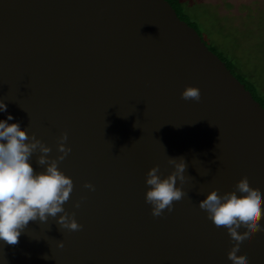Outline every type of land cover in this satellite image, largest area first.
<instances>
[{
    "label": "water",
    "instance_id": "95a60500",
    "mask_svg": "<svg viewBox=\"0 0 264 264\" xmlns=\"http://www.w3.org/2000/svg\"><path fill=\"white\" fill-rule=\"evenodd\" d=\"M187 85L200 101L182 99ZM0 99V120L51 157L68 133L64 207L83 225L30 221L17 245L0 241V264H231L227 230L198 204L243 176L264 193V108L166 0H0ZM168 156L185 158L188 195L153 217L145 177L167 176ZM238 254L264 264V232Z\"/></svg>",
    "mask_w": 264,
    "mask_h": 264
},
{
    "label": "clouds",
    "instance_id": "9594fccd",
    "mask_svg": "<svg viewBox=\"0 0 264 264\" xmlns=\"http://www.w3.org/2000/svg\"><path fill=\"white\" fill-rule=\"evenodd\" d=\"M181 97L198 102L201 99L200 88L187 85ZM5 111L7 105L0 99V112ZM12 120L11 114L6 120H0V241L15 246L30 221L47 223L50 218L59 229L80 231L83 225L75 219V212H69L64 207L74 189L73 179L58 167L71 152V147L67 145L68 133L63 132L57 138L58 155L53 158L49 155L52 151L50 146L36 138L34 133L29 136L19 122L9 124L8 121ZM34 155L44 169L42 172H34L30 163ZM168 157L173 170L167 176L161 175L158 164L146 173L145 203L150 205L153 217H161L165 210L172 212L174 202L188 195L183 188L187 169L185 158ZM178 181L180 186H177ZM83 187L95 191L91 182L85 181ZM262 205L264 193L251 186L247 176L237 181L234 190L220 193L219 189L213 188L199 202L198 207L206 212L208 219L217 228L227 230L233 242L227 253L231 264H250L246 255L238 253L241 246L251 241L256 233L264 232ZM75 207H80V201L75 203ZM57 246L63 248V240H58ZM44 258L50 257L45 255Z\"/></svg>",
    "mask_w": 264,
    "mask_h": 264
},
{
    "label": "rangeland",
    "instance_id": "374dc122",
    "mask_svg": "<svg viewBox=\"0 0 264 264\" xmlns=\"http://www.w3.org/2000/svg\"><path fill=\"white\" fill-rule=\"evenodd\" d=\"M186 19L202 41L264 92V0H189Z\"/></svg>",
    "mask_w": 264,
    "mask_h": 264
},
{
    "label": "trees",
    "instance_id": "16d2710c",
    "mask_svg": "<svg viewBox=\"0 0 264 264\" xmlns=\"http://www.w3.org/2000/svg\"><path fill=\"white\" fill-rule=\"evenodd\" d=\"M169 5L173 8L176 16L183 20L184 22H186L189 26H191L195 31L196 29L193 27V25L191 24V22H189L187 19H186V14L184 12V3L185 1L184 0H166ZM186 1H189V0H186ZM197 32V31H196ZM197 34L199 35V33L197 32ZM200 36V35H199ZM201 39V37H200ZM202 40V39H201ZM205 44V43H204ZM206 45V44H205ZM206 47L211 51L213 52L222 62L223 64L225 65L226 68H228V70L230 71V73L240 82L243 84L244 88L247 89L251 95V97L256 100L259 105L261 107L264 108V92L262 91V93H259L255 87V85H253L252 83H250L249 81H247V79L243 78L241 75L239 74H234L233 71H232V66L229 62H226L225 60H223L221 58L220 55H218L217 53H215L210 47H208L206 45Z\"/></svg>",
    "mask_w": 264,
    "mask_h": 264
}]
</instances>
